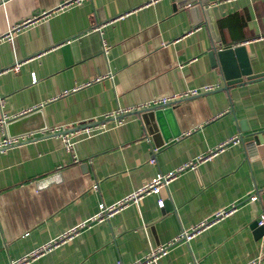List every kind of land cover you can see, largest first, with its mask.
I'll use <instances>...</instances> for the list:
<instances>
[{
    "label": "crops",
    "instance_id": "obj_1",
    "mask_svg": "<svg viewBox=\"0 0 264 264\" xmlns=\"http://www.w3.org/2000/svg\"><path fill=\"white\" fill-rule=\"evenodd\" d=\"M183 3L0 0V143L19 139L0 150V264L45 246L26 264H264V78L230 86L247 65L210 56L242 47L264 72V0H209L212 26ZM194 90L162 127L135 110Z\"/></svg>",
    "mask_w": 264,
    "mask_h": 264
},
{
    "label": "built area",
    "instance_id": "obj_2",
    "mask_svg": "<svg viewBox=\"0 0 264 264\" xmlns=\"http://www.w3.org/2000/svg\"><path fill=\"white\" fill-rule=\"evenodd\" d=\"M12 29L16 30V29H18V26L11 28V30ZM18 66L19 65L15 66L16 67L15 69H18L19 68ZM213 89H214L213 87L207 86L204 89V91L208 92V91H211ZM199 93H201V92L194 90L192 92L184 94L183 96L174 95V96L159 98V99L153 100L152 102H150L148 104L140 106L139 108H136L135 110L148 111V110H155L157 108H169V107L174 106L182 97L196 96ZM135 110L132 109V110H129V112L135 111ZM122 113H123V111H122ZM0 123L3 126H5V124H6L5 120L0 121ZM58 131H60V130H58ZM17 143H19L18 138H7V139L3 140V142L0 143V150H2L3 148L13 146ZM223 146H225V145H223ZM223 146L221 145V149L223 148ZM177 174H178V172H168L165 175L157 176V177L151 179L147 184H145L144 186L139 188L137 191L129 194L123 200H120L119 202H117L115 204H111V205H107V206L105 204H100L98 213L92 218L91 221H96V220H102L103 221V220L109 219L112 215L119 212L124 206H126L130 202H138L139 200H141L142 198H144L147 195L159 194L163 188L167 187V185L173 179L176 178ZM251 200H254V201L257 200V196L253 195L251 197ZM158 204L160 207H164L165 200L159 199ZM224 214H225V211L218 213L217 218H215V220L220 219L221 217H223ZM258 223H259V225L264 226V214L261 216ZM84 225L85 224H82L81 226H79V228L83 227ZM206 226H207L206 224H200L198 227L193 229L191 232H183V234H181L179 239L185 240V241H190L197 233L200 232V230L202 228H205ZM76 229L77 228H74L71 232H68L67 234H65V237L68 236L70 233L75 232ZM44 250H48V246L40 248L36 252H32L31 254L23 257L22 259L12 261L10 264H26V262L28 261V259L30 257H32L33 255H36L38 252H41ZM164 253H165V251L163 249H158L156 251H152L150 256H148L145 259V262H139L138 264H148L152 261H156L159 258V256H162Z\"/></svg>",
    "mask_w": 264,
    "mask_h": 264
},
{
    "label": "water",
    "instance_id": "obj_3",
    "mask_svg": "<svg viewBox=\"0 0 264 264\" xmlns=\"http://www.w3.org/2000/svg\"><path fill=\"white\" fill-rule=\"evenodd\" d=\"M177 3H178L179 6H181V4L183 2H182V0H177ZM183 4L193 5V6H191L192 9H194L193 11H198V10L201 11L202 10L204 15L208 18V20H211V26H212L213 20L211 18V15H212L213 12H215V13L217 12V8H215V9L209 8L208 7L209 0H190V1L184 2ZM183 7H185V6L183 5ZM216 16H218L217 13H216ZM214 30L217 33V31H216L217 27H216L215 24H214ZM234 54H236L240 59L244 58L245 61L243 62V60L241 59V64L242 65L245 64V65H247V67H243V69H242V74L243 75L242 76H239L238 78H235V79H230L229 82H228V85L231 86L233 84H237V83L243 82L244 78H242V77H244V76L246 77V80H257V79L264 78V72L260 73V74H253L251 72V69H250V67H249V65L247 63L248 56L244 54V48H242V47H238L235 50L233 48H231V47H226V48H224V49H222V50H220L218 52H216V49L212 50L210 52V56H211L212 60H214L215 63H217V61H219L220 64H221V67L224 68L225 73L227 71L231 70V67H233L232 65H235V63H236V60L234 59ZM244 55H245V57H243ZM236 75H238V73ZM227 78H229V77H227ZM148 112H150L151 114H145L146 122H147L148 116H152L158 121V123L162 127V123H161L162 120H163L162 118L164 116L172 115L173 108L172 107L171 108H166V109L162 108V109H157L156 111H153V112L151 110H149ZM61 134H63V133H61ZM179 135H180V133L178 134V132L176 134L174 133V136H170V137L167 136V140H169V138H171V137H175V136H179ZM254 225L259 228L260 235L262 236V234L264 233V226L259 225L258 221Z\"/></svg>",
    "mask_w": 264,
    "mask_h": 264
}]
</instances>
